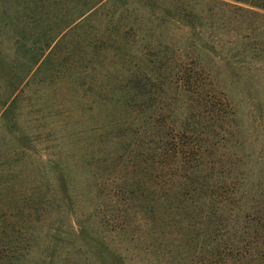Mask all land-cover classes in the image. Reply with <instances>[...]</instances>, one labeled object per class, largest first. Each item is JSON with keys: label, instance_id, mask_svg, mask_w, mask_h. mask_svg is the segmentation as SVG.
<instances>
[{"label": "rangeland", "instance_id": "rangeland-1", "mask_svg": "<svg viewBox=\"0 0 264 264\" xmlns=\"http://www.w3.org/2000/svg\"><path fill=\"white\" fill-rule=\"evenodd\" d=\"M86 1H102L97 14L78 28H66L70 14L64 12ZM62 3L68 7L60 9L55 0H49L48 21L40 15V19L32 17L34 0H0V40L9 39L3 47L9 61L16 59V37L44 39L48 30L45 60L28 74L19 98L20 125L34 149H24L0 125V264H104L81 241L78 218H89L99 243L122 253L126 264H190L192 256L180 257L178 229L155 227L145 210L150 180L128 175L123 179L119 167L104 175V166L100 170L96 160L108 154L110 158L103 162L113 167L116 158L112 157H117L123 141L119 133L128 130L138 114L132 105L148 100L129 91L136 78L158 84L168 72L177 77L180 66L197 64L204 71L203 96L213 103L229 101L232 109L222 123L227 132L212 136L230 156L227 165L234 164L242 173L241 191L247 198L238 202L242 193L234 194L237 202L231 207L232 215L242 216L251 207L262 206L264 11L232 0ZM190 20L196 24L194 30ZM109 24L115 26L108 30ZM29 61H22L18 69L27 72L24 64ZM229 65L250 73L263 94L250 100L243 79L238 84L232 81ZM171 84L176 86V79ZM171 93L179 97L175 90ZM175 115L180 116V108ZM131 140L125 136L126 143ZM216 153L222 154L220 149ZM57 164L70 173L75 206L51 203L48 191L55 182ZM132 181H139L148 195L138 200L130 186L120 190ZM157 205V216L164 221L163 204L158 201Z\"/></svg>", "mask_w": 264, "mask_h": 264}, {"label": "trees", "instance_id": "trees-1", "mask_svg": "<svg viewBox=\"0 0 264 264\" xmlns=\"http://www.w3.org/2000/svg\"><path fill=\"white\" fill-rule=\"evenodd\" d=\"M34 1L35 10L32 17L39 18L40 15L49 21V0ZM55 1L60 5V9L68 7L62 0ZM232 1L249 4L264 11V0ZM87 2L74 4L73 9L64 12L70 14L69 22L65 23L66 28H78L97 14L102 1ZM115 12L118 13L117 10ZM111 25L115 26L109 24L108 30ZM189 26L192 30L196 28L193 20L189 21ZM47 34L48 30L42 37L46 39ZM44 39L16 37L17 41H13L16 59L12 62L4 55L3 48L5 41L8 42L9 39L0 40V125L2 123V127L13 134L15 140L22 142V147L26 150L34 148L31 146V137L20 125L19 98L28 84V74L37 66H41L45 60L48 43ZM28 59L30 61L24 65L29 70H19L17 65ZM180 63L184 64L182 59ZM200 68L197 64L180 66V75L177 77L170 71L167 76L161 78L162 81L158 84L163 82L162 86L157 83L148 84L143 78H136L129 91H134L139 96H147L148 100L130 107L138 114L128 124L130 132L125 128V131L122 129L119 133V141H123H120L117 157H112L116 158L113 159V167H105L104 162L110 158L108 154L103 158L104 162L102 159H97L96 162L101 163L98 165L99 169L101 166L105 167L102 169L104 175L117 172L121 168L123 179L128 175L130 179L144 177L150 180L149 198L148 191L139 186V181L122 185L120 190L130 186L132 197H135L134 193H138V200L141 196H147L145 210L151 215V222L155 227L162 224L168 229H178L180 239L176 240L180 241V257L186 259L192 256L190 260L187 259L191 261L190 264H230L231 261L233 264H264V202L259 208L254 206L249 212H242L243 217L239 216V213L232 215V205L247 198L241 191L242 173L234 164L227 165L230 156L222 150V142L216 144L212 140V136L218 132H227L222 123L232 109L229 101L217 99L213 103L203 96L204 71ZM229 69L235 84L241 79L246 83L245 93L250 100L263 94L252 82L253 76L250 73L237 71L233 65H229ZM172 78L176 79V86L171 84ZM173 90L179 94L178 98H174L175 94L171 93ZM258 107L259 111L263 110L262 105ZM179 108L180 116H177L175 114ZM145 111L152 112L150 116L145 117ZM129 135L132 140L126 143L125 136ZM218 149L222 154L217 155ZM215 154L217 159L214 158ZM56 167V179L48 191L53 196L51 203L57 207H61L63 203L75 206L70 189V173L61 164ZM100 174L94 173L97 178ZM145 184L146 182L143 186ZM239 191L242 194L236 201L234 194ZM158 201L163 204L162 209L166 216L164 221L157 216L160 210L157 208ZM178 217L180 221L177 220ZM168 218L171 219L169 224ZM174 221L176 225H173ZM76 224L79 226L78 235L82 238L81 241L102 259V263L126 264L122 253L111 247L104 248V245L99 243L97 233L90 229L89 218H78ZM173 234L170 233L169 237ZM163 237L167 239L166 233ZM165 242L167 244V241Z\"/></svg>", "mask_w": 264, "mask_h": 264}]
</instances>
